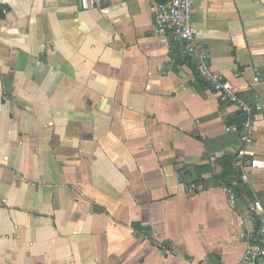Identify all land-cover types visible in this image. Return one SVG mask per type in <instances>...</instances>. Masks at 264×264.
<instances>
[{
  "label": "crops",
  "instance_id": "0c3cea01",
  "mask_svg": "<svg viewBox=\"0 0 264 264\" xmlns=\"http://www.w3.org/2000/svg\"><path fill=\"white\" fill-rule=\"evenodd\" d=\"M92 1L0 0V264H238L264 204V168L234 166L242 115L149 0ZM194 4L208 65L261 106L264 162V0Z\"/></svg>",
  "mask_w": 264,
  "mask_h": 264
},
{
  "label": "built area",
  "instance_id": "2783aa9c",
  "mask_svg": "<svg viewBox=\"0 0 264 264\" xmlns=\"http://www.w3.org/2000/svg\"><path fill=\"white\" fill-rule=\"evenodd\" d=\"M150 11L154 16L156 32L165 34L169 41L181 47L185 55L194 58V70L205 83L209 92L214 94L219 101L236 106L242 115L243 121L240 130V148L237 152L234 166L242 173V178L247 179L245 170L264 168V162L251 159L245 161L246 146L251 142V132L254 126V110L261 106H251L238 93V88L222 74L215 72L207 63V49L195 37L193 18L195 14L194 0H149ZM82 9L94 6L92 0H79ZM104 13L107 9L103 10ZM238 74L234 76L237 77ZM258 78L255 77L256 81ZM196 185H189V192L196 190ZM227 194L233 196L230 187H225ZM250 209L255 218L256 230L251 241H247L242 258L238 264H264V204L254 198Z\"/></svg>",
  "mask_w": 264,
  "mask_h": 264
},
{
  "label": "water",
  "instance_id": "95a60500",
  "mask_svg": "<svg viewBox=\"0 0 264 264\" xmlns=\"http://www.w3.org/2000/svg\"><path fill=\"white\" fill-rule=\"evenodd\" d=\"M186 173H189L190 174V178H186L185 174ZM180 175L182 177V179L184 180V182L188 185L190 184H194L198 181V178H197V175L195 173V170L193 169V167H189V168H186L184 170H182L180 172Z\"/></svg>",
  "mask_w": 264,
  "mask_h": 264
},
{
  "label": "trees",
  "instance_id": "16d2710c",
  "mask_svg": "<svg viewBox=\"0 0 264 264\" xmlns=\"http://www.w3.org/2000/svg\"><path fill=\"white\" fill-rule=\"evenodd\" d=\"M223 176L222 178H224V176H227L228 174H230L232 171V162H228V161H223ZM199 182L203 183V180H200Z\"/></svg>",
  "mask_w": 264,
  "mask_h": 264
}]
</instances>
